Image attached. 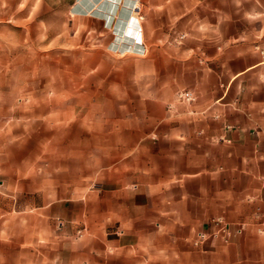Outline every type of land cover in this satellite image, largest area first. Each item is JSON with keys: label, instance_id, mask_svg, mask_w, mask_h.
I'll return each mask as SVG.
<instances>
[{"label": "crops", "instance_id": "obj_1", "mask_svg": "<svg viewBox=\"0 0 264 264\" xmlns=\"http://www.w3.org/2000/svg\"><path fill=\"white\" fill-rule=\"evenodd\" d=\"M182 1L152 0L144 21L139 1L144 46L126 52L141 88L112 92L93 123L46 117L60 122L47 179L16 172L24 200L14 180L0 190V264H264V234L211 235L214 219L235 226L264 206V0H199L200 39L178 46Z\"/></svg>", "mask_w": 264, "mask_h": 264}, {"label": "rangeland", "instance_id": "obj_2", "mask_svg": "<svg viewBox=\"0 0 264 264\" xmlns=\"http://www.w3.org/2000/svg\"><path fill=\"white\" fill-rule=\"evenodd\" d=\"M139 1L0 0L1 192L9 194L14 180L20 199H25L21 185L26 178L16 172H38L33 178L37 186L47 179L40 172H51L47 170L48 161L57 151L48 153L47 143L56 138L50 134L55 130L52 127L60 123L56 120L50 129L44 127L52 111L65 116L66 129L80 118L93 123L95 117L107 115L96 112V108L103 106L112 92L127 94L141 88L139 72L143 65L137 54L126 52H136L144 46L140 17L134 12ZM180 3L182 9L171 41L183 46L189 40L200 39L197 32L202 30V24L196 11L201 2ZM140 5L144 21L145 10L151 11L153 2L141 0ZM206 25L205 22L203 26ZM9 44L15 49L10 50ZM144 83L152 85L150 81ZM183 92L193 99L181 96ZM175 99L192 107L198 95L190 87H180L175 90ZM171 108L168 104L167 109ZM230 128L227 125L226 129ZM66 132L72 133L71 129ZM247 228L257 233L253 226Z\"/></svg>", "mask_w": 264, "mask_h": 264}, {"label": "built area", "instance_id": "obj_3", "mask_svg": "<svg viewBox=\"0 0 264 264\" xmlns=\"http://www.w3.org/2000/svg\"><path fill=\"white\" fill-rule=\"evenodd\" d=\"M142 52H144V50ZM181 96L186 97L188 100L193 99L191 94L187 92H183ZM213 226L215 229L211 235L215 237H221L225 243H228L234 235L242 233L249 226H253L257 233L264 234V207L260 212L255 213L251 219L240 222L235 228H233L229 223L225 222V220L222 218L214 219ZM207 235L208 233L200 232L198 234L196 243H199L207 238Z\"/></svg>", "mask_w": 264, "mask_h": 264}, {"label": "bare ground", "instance_id": "obj_4", "mask_svg": "<svg viewBox=\"0 0 264 264\" xmlns=\"http://www.w3.org/2000/svg\"><path fill=\"white\" fill-rule=\"evenodd\" d=\"M139 9H140V6H138V7H136V8L134 9V12L137 13V16H139V15H138Z\"/></svg>", "mask_w": 264, "mask_h": 264}]
</instances>
